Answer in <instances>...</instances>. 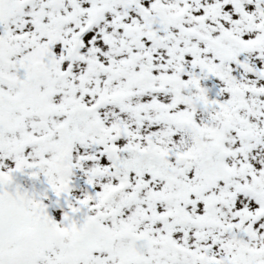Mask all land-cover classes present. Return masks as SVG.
I'll return each instance as SVG.
<instances>
[{
	"label": "snow or ice",
	"instance_id": "obj_1",
	"mask_svg": "<svg viewBox=\"0 0 264 264\" xmlns=\"http://www.w3.org/2000/svg\"><path fill=\"white\" fill-rule=\"evenodd\" d=\"M0 264H264V0H0Z\"/></svg>",
	"mask_w": 264,
	"mask_h": 264
}]
</instances>
